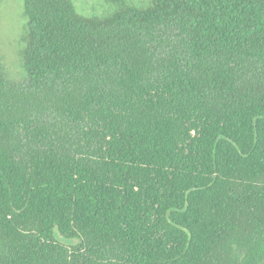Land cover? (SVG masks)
I'll use <instances>...</instances> for the list:
<instances>
[{
	"label": "trees",
	"instance_id": "16d2710c",
	"mask_svg": "<svg viewBox=\"0 0 264 264\" xmlns=\"http://www.w3.org/2000/svg\"><path fill=\"white\" fill-rule=\"evenodd\" d=\"M124 1L24 0L0 264H264V0Z\"/></svg>",
	"mask_w": 264,
	"mask_h": 264
},
{
	"label": "rangeland",
	"instance_id": "374dc122",
	"mask_svg": "<svg viewBox=\"0 0 264 264\" xmlns=\"http://www.w3.org/2000/svg\"><path fill=\"white\" fill-rule=\"evenodd\" d=\"M73 1L77 11L88 17H105L117 9L116 4L112 0ZM124 2L139 7L149 4V0H125ZM121 6L119 5V7ZM25 33L24 0H0V61L13 78H21L23 76L21 52L24 46L22 39ZM55 236L65 243L76 242L74 239L62 238L57 232Z\"/></svg>",
	"mask_w": 264,
	"mask_h": 264
}]
</instances>
